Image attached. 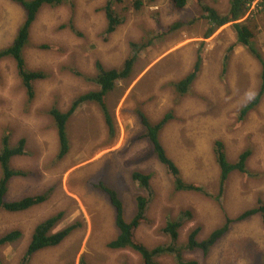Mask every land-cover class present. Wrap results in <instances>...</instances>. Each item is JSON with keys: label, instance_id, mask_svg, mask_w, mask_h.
<instances>
[{"label": "rangeland", "instance_id": "374dc122", "mask_svg": "<svg viewBox=\"0 0 264 264\" xmlns=\"http://www.w3.org/2000/svg\"><path fill=\"white\" fill-rule=\"evenodd\" d=\"M106 1L73 0V7L46 6L39 12L24 56L29 68L48 75L35 82L30 103H26L14 62L8 58L0 61V144L4 135H8L10 145L25 139V153L14 157L11 166L27 173L11 179L6 199L48 192L46 201L26 210L0 209V235L15 229L21 232L18 239L0 246L1 264H18L36 224L59 211L64 215L54 231L73 222H80V227L57 246L34 253L27 264H78L83 257L90 264H138L135 252L107 246L118 233L114 212L105 195L92 187L101 179L115 189L128 221L135 212V196L140 193L130 176L135 170L151 175L152 195L145 211L150 222L135 230L137 240L148 248L168 243L161 228L181 212H189L182 216L178 229V242L185 243L193 227L200 226L197 240H202L222 224L224 213L234 217L264 202V97L241 123L237 122L238 110L258 89L259 65L237 43L234 27L225 24L203 39L208 25L199 18L202 11L196 0H187L182 10H175L169 0H143L139 11L133 9L132 0H126L115 5V12L124 21L104 41L101 32L106 20L102 7ZM203 4L225 12L229 0H203ZM21 20L22 11L17 5L0 0V48L10 43ZM70 20L80 35L69 28ZM177 20L185 21L184 25L156 36L160 28ZM242 20L255 25L252 43L264 55V0L253 1ZM153 37L152 45L139 53L131 76L117 81L116 88L106 96L115 136L107 133L99 107L84 103L68 122L70 150L57 159V135L46 109L55 105L64 111L75 96L97 88L74 72L94 74L96 61L106 68L119 67L129 52V41ZM39 44L51 48L39 49ZM198 49L202 53L201 71L190 91L177 97L168 83L191 69ZM138 109L153 123L166 113L173 114L158 135L185 181L217 193L215 140L224 142L231 162L250 143L253 153L247 166L257 174L244 176L235 171L229 176L221 197L224 208L206 196L174 191L151 143L141 137L144 128ZM181 253L183 261L195 260L197 264H261L264 222L254 215L233 223L206 255L186 248ZM157 259L161 264H178L173 253Z\"/></svg>", "mask_w": 264, "mask_h": 264}, {"label": "trees", "instance_id": "16d2710c", "mask_svg": "<svg viewBox=\"0 0 264 264\" xmlns=\"http://www.w3.org/2000/svg\"><path fill=\"white\" fill-rule=\"evenodd\" d=\"M17 5L22 11V20L20 21L15 35L10 43L0 48V61L3 59H11L14 62L16 72L20 79L26 103H30L35 94V82L43 80L48 75L41 69H31L28 67L24 51L27 46L31 44V28L36 20L39 12L43 7L54 8L64 4H69L73 7V0H9ZM126 0H107L102 7L105 15L106 25L101 32L102 39L107 41L109 36L121 25L124 21L123 16L115 12V5H120ZM175 10H182L186 6L187 0H169ZM255 0H229L228 9L225 12H219L213 7L203 4V0H196L198 6L202 11L200 20L205 19L207 22V29L203 33L202 38L210 37L215 30L225 24H231L234 27L237 43L243 46L247 52L256 60L259 65V72L257 74L259 79V86L253 97L247 101L237 112V122L241 123L252 110L259 106L264 97V55L259 47L253 45L252 40L255 38V25L242 20L246 16L249 5ZM133 9L139 11L142 8L143 0H132ZM128 8H123L127 10ZM196 18L192 19L189 24H193ZM242 20V21H241ZM179 20L167 25L166 28H160L157 32L158 37L174 32L176 29L182 27L185 21ZM158 22V21H157ZM160 27L161 25L158 24ZM69 28L80 35L76 30L72 20L69 21ZM155 36V37H156ZM149 38L146 41H129V52L122 64L119 67L106 68L99 61L95 62L94 74L88 75L80 70L74 72L75 76L85 79L87 82L97 86L94 90H89L75 96L66 110L61 111L57 106L53 105L46 109V113L51 118L52 124L57 135L58 151L57 159H61L67 155L70 150V142L68 139L67 128L68 122L74 115L75 111L84 103H95L103 116L104 123L107 128L109 136H115L114 120L111 111L106 102V96L116 88V82L126 80L132 74V69L139 57V53L151 46L153 40ZM39 49L51 48L48 44H39L36 46ZM232 50V46L229 47ZM196 60L191 69L180 79L170 81L173 93L177 97H181L190 91L191 85L197 78L202 67V53L200 49L197 50ZM229 56L226 55V61ZM196 67V68H194ZM225 71V68H223ZM141 124L144 131L141 137L147 138L152 145L153 153L159 163L164 166V171L174 186V191L177 192H193L204 197H208L216 201L221 206V197L224 196L227 187L229 176L233 172H240L244 176H255L257 173L251 171L248 166V159L253 153L250 143L238 155L235 162H231L227 158L226 147L223 141L215 140L213 143V152L216 164L219 168L218 177V191L211 193L205 186L196 182H187L183 179L179 167L168 156L164 146L159 140V131L164 125L173 119V114L166 113L162 119L156 122H151L144 112L137 110ZM25 139L20 138L15 145H10L8 135L1 137L0 144V209L10 212H18L26 210L32 206L38 205L48 198L47 193L37 195H27L14 200H7L6 195L11 179L17 176H25L26 172L18 170L11 166V160L25 153ZM131 179L138 184L140 193L135 196V212L133 216L127 221L124 217V205L119 194L115 189L108 185L103 180L93 182L92 187L100 191L107 198L110 206L114 212V223L118 229L115 238L111 239L107 246L112 249H129L139 256L138 264H161L158 257L164 253H173L177 259L178 264H197L195 260L183 261L182 249L200 250L204 255L213 248L227 233L230 231L233 223L242 221L251 216L258 215L264 221V202L259 201L257 206L249 208L231 217L224 213V221L219 226L215 227L202 240H197V235L200 231V226L193 227L187 235L185 243L178 242V229L182 225L181 218L188 215L189 212H181L178 218L168 220L161 228V232L168 236V243L158 245L153 248L146 247L143 243L135 237V230L142 223H149L150 219L145 215L148 202L151 198L152 192L150 188V177L148 173L135 170L131 173ZM145 193V194H144ZM64 213L59 211L46 219L42 220L34 227L30 240L23 253L21 261L18 264H27L31 256L43 249L57 246L70 236L76 228L80 227V222H73L61 229L54 231L56 224L63 218ZM21 232L17 229L3 233L0 235V246L11 243L18 239ZM1 264V263H0ZM78 264H90L85 258H80ZM261 264H264L262 262Z\"/></svg>", "mask_w": 264, "mask_h": 264}, {"label": "bare ground", "instance_id": "6f19581e", "mask_svg": "<svg viewBox=\"0 0 264 264\" xmlns=\"http://www.w3.org/2000/svg\"><path fill=\"white\" fill-rule=\"evenodd\" d=\"M192 22V21H191ZM227 49V48H226ZM194 68H196V67H194ZM82 92V91H81ZM178 116V115H177ZM178 167V166H177ZM153 187V186H152ZM154 189V188H153ZM223 201H225L224 199H223ZM72 209V208H71ZM264 222V221H263Z\"/></svg>", "mask_w": 264, "mask_h": 264}]
</instances>
